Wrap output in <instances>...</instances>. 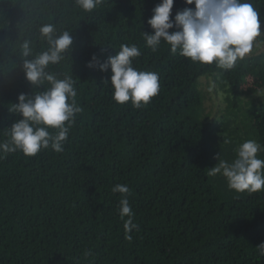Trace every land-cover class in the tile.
Masks as SVG:
<instances>
[{
    "label": "trees",
    "instance_id": "trees-1",
    "mask_svg": "<svg viewBox=\"0 0 264 264\" xmlns=\"http://www.w3.org/2000/svg\"><path fill=\"white\" fill-rule=\"evenodd\" d=\"M159 2L103 0L85 12L76 0H0V142L21 118L10 110L19 94L47 87L31 85L23 68L49 47L44 25L73 37L48 70L73 79L82 108L62 152L0 153V264H264V191L237 192L209 174L218 154L231 162L246 140L264 146V0H245L259 12L261 34L230 70L192 62L163 41L156 52L147 47ZM185 7L194 5L174 0L172 17ZM26 41L32 54L23 57ZM121 44L140 50L135 68L158 73V94L140 108L113 100L110 69L87 67ZM117 184L130 189L131 240Z\"/></svg>",
    "mask_w": 264,
    "mask_h": 264
},
{
    "label": "clouds",
    "instance_id": "clouds-1",
    "mask_svg": "<svg viewBox=\"0 0 264 264\" xmlns=\"http://www.w3.org/2000/svg\"><path fill=\"white\" fill-rule=\"evenodd\" d=\"M103 0H76L79 8L91 12L101 5ZM185 7L172 17L174 0H160L152 9L147 20L152 32H144L146 46L156 52L165 42L172 53L190 58L192 62L212 64L230 70L238 60L250 54L253 42L261 34L259 12L245 0H184ZM177 29L170 31L171 29ZM47 39L48 49L36 55L34 59L24 61L25 78L31 85L43 90L34 95L21 93L18 103L11 111L21 118L9 127L10 140L0 142V153L21 151L26 156H34L41 149L51 147L62 152L68 138L69 129L75 122L76 114L82 112L77 105V92L71 77L58 76L49 71V66L57 65L65 59L71 50L73 37L64 31L54 36L52 25L40 29ZM114 49V48H113ZM32 54L29 42L23 44L22 56ZM141 55L136 45L121 44L115 55L100 62L93 54L87 62L88 68H98L102 72L111 71L109 79L113 86V100L119 104L131 102L140 108L150 102L159 92L158 73L140 71L133 66V60ZM56 130L53 135L48 129ZM229 141H225L228 143ZM264 146L255 140H246L235 150V158L229 162L216 159L219 163L210 167L209 174H222L228 181V187L237 192L249 193L264 191V159L258 158V152ZM113 192L121 194L120 217L124 220L126 239L131 240L129 232L136 228L134 213L128 201L130 189L127 185L117 184ZM259 254L264 256V242L258 245Z\"/></svg>",
    "mask_w": 264,
    "mask_h": 264
},
{
    "label": "rangeland",
    "instance_id": "rangeland-1",
    "mask_svg": "<svg viewBox=\"0 0 264 264\" xmlns=\"http://www.w3.org/2000/svg\"><path fill=\"white\" fill-rule=\"evenodd\" d=\"M212 78L211 77H205V78H202L201 79V82H202V85H203V88L207 91L210 92V94L212 95V99L209 101V103H213L215 102L216 105L218 106V108L220 107L221 103H220V96H215L213 93H212V89H213V82H212Z\"/></svg>",
    "mask_w": 264,
    "mask_h": 264
}]
</instances>
